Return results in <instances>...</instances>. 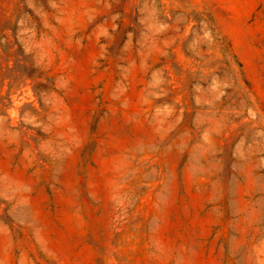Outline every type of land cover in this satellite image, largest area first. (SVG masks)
Masks as SVG:
<instances>
[{"label":"rangeland","instance_id":"rangeland-1","mask_svg":"<svg viewBox=\"0 0 264 264\" xmlns=\"http://www.w3.org/2000/svg\"><path fill=\"white\" fill-rule=\"evenodd\" d=\"M0 264H264V0H0Z\"/></svg>","mask_w":264,"mask_h":264}]
</instances>
